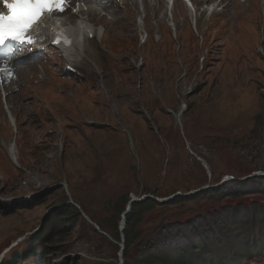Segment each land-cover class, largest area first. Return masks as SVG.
I'll use <instances>...</instances> for the list:
<instances>
[{
  "label": "rangeland",
  "instance_id": "374dc122",
  "mask_svg": "<svg viewBox=\"0 0 264 264\" xmlns=\"http://www.w3.org/2000/svg\"><path fill=\"white\" fill-rule=\"evenodd\" d=\"M251 1L224 0L222 11L218 7L210 17L203 7L206 0L198 1L197 28L190 14L185 20L187 11L180 1L175 3L174 23L168 12L159 16L166 10L164 4L158 12L148 3L144 5L150 9L148 16L147 11L142 13L145 20L150 18L146 44L139 41L145 29H136L142 0L135 1L137 8L129 5L128 12L116 6L121 14L130 15L124 33L126 17L104 7L105 15L95 13L90 19L103 25L105 34L111 31L105 46L100 43L103 33L87 39V55L78 56L84 58L80 63L90 65H73L78 74L71 81L65 78L67 61L62 71L55 70L56 64L45 70L48 62L43 69L36 63L37 71L19 80V74L30 72L18 71L20 90L6 101L0 95V137L5 139V145L0 142V258L12 244L16 246L7 257L24 252L42 221L64 199L62 189L84 221L67 228L64 244L58 241L49 247L62 251L49 254L47 262L37 255L23 264H120L121 259L125 264L123 239L116 250L107 225L100 232L109 242L90 231L91 225H102L115 215L111 207L123 194L130 199L123 214L137 200L151 197L160 204L144 214L139 225L144 234L170 221L190 220L221 205L240 203L163 205L236 179L264 177V0H255L256 21L257 11H249ZM87 4L84 7L92 6ZM67 13L61 18L74 17L68 22L74 25L77 16ZM61 56L56 51L50 62ZM40 67L43 80L37 83ZM5 104L17 117V135L5 118ZM183 104L188 108L180 122L187 142L176 132L181 131L176 117ZM257 116H263L258 133ZM124 135L132 155L124 146L114 153L117 158L109 157L115 158L111 164L99 159L117 152ZM10 148H15L18 162L11 160ZM41 197L45 199L40 205L29 207ZM249 201L264 205V197L252 196L244 203ZM36 248L42 252L40 245ZM240 264H264V253H252Z\"/></svg>",
  "mask_w": 264,
  "mask_h": 264
},
{
  "label": "trees",
  "instance_id": "16d2710c",
  "mask_svg": "<svg viewBox=\"0 0 264 264\" xmlns=\"http://www.w3.org/2000/svg\"><path fill=\"white\" fill-rule=\"evenodd\" d=\"M263 116L255 117L257 127L254 132L259 130L258 124L263 123ZM146 123L148 122L146 121ZM149 128L152 132L153 128L150 125ZM133 130V135L137 139V130L135 128ZM176 132L185 142L187 141L184 129L183 134L180 133L181 131ZM123 139L124 141H121L117 152L106 153L99 159L106 164H111L110 162H114L115 159L111 160V158L118 157L114 153L122 151L124 146L132 155L126 135ZM110 156L112 157L109 159ZM96 166L95 164L94 168ZM135 177L137 178V174ZM144 192L146 193L148 190L144 189ZM61 193L64 199H61L59 205L42 221L41 230L31 237L28 247L23 250L24 252L12 253L1 264L26 262L28 258H32L35 253H38L36 244L40 245L42 250L44 249V252L42 251L40 254L41 258H43V254L53 255V253L57 254L62 251L57 248L51 251L49 247L56 245L58 241H60V245L64 244L62 242H65L68 235L67 228L69 226L77 227L84 219L78 209L69 202L68 194L63 189ZM48 196L49 194H46L45 197ZM252 196L264 197V177L236 179L228 182L225 186L221 185L218 188L203 191L201 194H193L187 198L184 196L175 197L163 205L178 206L199 202H212L221 205L226 200L240 203L234 206L221 205L216 211L208 214L204 212L203 216L193 217L190 220L176 221L175 223L170 221L157 230H148L144 234L139 230L144 214L160 204L149 197L144 201L133 202L129 212L124 215L125 207L129 204L130 199L128 195L123 194L118 198L116 205L111 207L115 211V215L104 219L102 225L96 223L91 225L90 231L92 236L98 235L103 242H109L106 235L100 232L105 229L104 225H107L105 230L109 231V237L116 242L113 244L116 250L123 239L125 264H240L245 258L252 256V253H264V205L251 201L247 204L244 203L245 199ZM45 197L37 199L29 207L40 205ZM122 215L125 217V227L120 231L119 223L122 220ZM114 256L116 257L115 253Z\"/></svg>",
  "mask_w": 264,
  "mask_h": 264
},
{
  "label": "snow or ice",
  "instance_id": "6c2138e0",
  "mask_svg": "<svg viewBox=\"0 0 264 264\" xmlns=\"http://www.w3.org/2000/svg\"><path fill=\"white\" fill-rule=\"evenodd\" d=\"M0 3L7 10L0 11V57H4L6 42L34 44L31 32L43 23L45 14L63 12L70 0H0ZM7 59L10 61L11 56Z\"/></svg>",
  "mask_w": 264,
  "mask_h": 264
},
{
  "label": "bare ground",
  "instance_id": "6f19581e",
  "mask_svg": "<svg viewBox=\"0 0 264 264\" xmlns=\"http://www.w3.org/2000/svg\"><path fill=\"white\" fill-rule=\"evenodd\" d=\"M201 1L203 2L205 0H201ZM77 2L78 1H75L74 2V4L75 5L77 4V6H78V11L76 12V16H77L76 20L77 21H76V23H74V25H71V22H70V24H68V22L70 21V19L72 20L74 17H70V19H68V17H67L68 20L67 19H64V18H61L59 21H56V22H58V24H59V26L61 28H64L65 29L66 34H67L68 39H69V44L67 45V47H64L63 49H62V47H60V49H59V51H61V53L63 54V57L65 59H66V57H68L70 55H76V56L83 55L84 56V54H86V52H85V49H86L85 44H86V41H87L86 35H89L90 33H93L94 26H96L94 24V22L90 18L93 15H95V13H98L99 16L105 15L104 6L103 7H99V6H95V7H93V6L84 7V4H86V6L88 5L85 1H79L80 4H78ZM128 2H129V5L136 6L135 0H128ZM257 2H258V0H257ZM82 3H83V6H82ZM89 4H91V3H89ZM250 9H255L257 11V8L255 6H252V2H249V11H250ZM106 10H107V8L105 9V11ZM69 12L75 15L74 12H71V11H69ZM209 12H210V10H209ZM211 12H212V9H211ZM248 14L247 15L245 14L246 15L245 18H248ZM191 17L195 21L196 28H197V26H198V14H197V12H196L195 16H191ZM250 17H252V16H250ZM239 18H241V16H239L238 19ZM231 19H234V17L231 18ZM49 22L50 21H48L45 24V27H42L40 29V31L43 32L44 34L50 33V31L55 28L54 26H50L49 25ZM172 22L174 23V17H172ZM144 29L146 30V25H144ZM104 36H105V32H104L103 38H104ZM81 37H85L84 40H83V42H82V38ZM103 42L104 41H102L101 43H103ZM103 44H101V45L103 46ZM84 58H85V56H84ZM80 61H81L80 59L75 60L73 62V65L76 66V67H80L81 66V68H85V67L88 66V65L86 66L85 64L80 63ZM35 66H36V63L35 64H32V65H28L27 67H24V68H21V69L23 71H25V73H26V72H30V71H35ZM42 66H44V65H41V67ZM42 69H43V67H42ZM45 70H46V67H45ZM57 71H60V70L57 69ZM5 87H9V85H7ZM10 118L13 119L12 115L10 116ZM13 120H12V122H13ZM10 152L12 153V150H10Z\"/></svg>",
  "mask_w": 264,
  "mask_h": 264
},
{
  "label": "water",
  "instance_id": "95a60500",
  "mask_svg": "<svg viewBox=\"0 0 264 264\" xmlns=\"http://www.w3.org/2000/svg\"><path fill=\"white\" fill-rule=\"evenodd\" d=\"M262 176H264V175H262ZM251 177H254L253 175L252 176H250L249 178H251ZM123 221H122V223H121V231L124 229V227H125V217L123 216V219H122Z\"/></svg>",
  "mask_w": 264,
  "mask_h": 264
},
{
  "label": "clouds",
  "instance_id": "9594fccd",
  "mask_svg": "<svg viewBox=\"0 0 264 264\" xmlns=\"http://www.w3.org/2000/svg\"><path fill=\"white\" fill-rule=\"evenodd\" d=\"M121 16H125V15L121 14ZM71 80H72V78H71ZM71 80H70V81H71ZM70 85H71V84H70Z\"/></svg>",
  "mask_w": 264,
  "mask_h": 264
}]
</instances>
